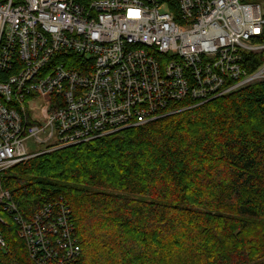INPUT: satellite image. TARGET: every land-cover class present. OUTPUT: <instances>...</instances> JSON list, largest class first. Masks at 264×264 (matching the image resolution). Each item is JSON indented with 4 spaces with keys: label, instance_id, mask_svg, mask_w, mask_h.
Here are the masks:
<instances>
[{
    "label": "built area",
    "instance_id": "built-area-1",
    "mask_svg": "<svg viewBox=\"0 0 264 264\" xmlns=\"http://www.w3.org/2000/svg\"><path fill=\"white\" fill-rule=\"evenodd\" d=\"M263 35L256 0H0V173L264 82ZM1 210L38 264L78 257L64 205L28 221L0 180Z\"/></svg>",
    "mask_w": 264,
    "mask_h": 264
},
{
    "label": "trees",
    "instance_id": "trees-1",
    "mask_svg": "<svg viewBox=\"0 0 264 264\" xmlns=\"http://www.w3.org/2000/svg\"><path fill=\"white\" fill-rule=\"evenodd\" d=\"M194 105L21 162L1 186L28 221L69 210L80 253L68 264H264V82ZM0 212V264H38Z\"/></svg>",
    "mask_w": 264,
    "mask_h": 264
},
{
    "label": "rangeland",
    "instance_id": "rangeland-1",
    "mask_svg": "<svg viewBox=\"0 0 264 264\" xmlns=\"http://www.w3.org/2000/svg\"><path fill=\"white\" fill-rule=\"evenodd\" d=\"M256 2L261 5L262 12L264 14V0H256ZM27 146L29 148H37V145H35V143H33L32 141L29 142ZM40 150H44V147H41Z\"/></svg>",
    "mask_w": 264,
    "mask_h": 264
}]
</instances>
